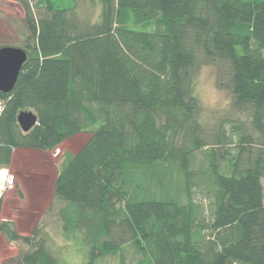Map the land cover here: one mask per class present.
Returning <instances> with one entry per match:
<instances>
[{
	"label": "trees",
	"instance_id": "trees-1",
	"mask_svg": "<svg viewBox=\"0 0 264 264\" xmlns=\"http://www.w3.org/2000/svg\"><path fill=\"white\" fill-rule=\"evenodd\" d=\"M17 1L27 57L14 87L0 91V167L14 149H53L93 127L53 184L61 214H75L69 226L87 230V264L125 244L137 264H264V0H93L94 22L79 17L77 0H32L35 12ZM199 52L227 63L232 105L249 110L250 133L204 131ZM22 109L37 115L28 132L17 123ZM198 150L206 167L194 170ZM129 166L151 167L165 195L141 198ZM201 177L208 217L192 196ZM0 232L29 246L17 264H57L37 229L21 236L0 219Z\"/></svg>",
	"mask_w": 264,
	"mask_h": 264
},
{
	"label": "rangeland",
	"instance_id": "rangeland-1",
	"mask_svg": "<svg viewBox=\"0 0 264 264\" xmlns=\"http://www.w3.org/2000/svg\"><path fill=\"white\" fill-rule=\"evenodd\" d=\"M53 2L62 7H69L73 3L72 0ZM30 3L35 12L34 1L31 0ZM76 10L79 17L94 22L100 8L93 0H77ZM26 35L22 5L17 0H0V44L22 46ZM262 55L264 56V49ZM197 61L194 94L199 102V120L204 131L214 133L220 126L233 140L237 139L234 125L250 133L249 110L236 109L232 105V94L227 87V63L222 60L208 61L201 52L198 53ZM92 128L65 139L57 148L14 149L11 163L0 167V170H4L0 173V219L11 221L21 236H31L37 229L36 239L43 238L44 245L56 257L57 264H87L89 260L91 246L90 240L86 239L87 230L84 227L69 226V219L75 218V214L71 216V209L61 214L65 202L54 195L53 184L63 160L79 150L91 134ZM208 140L211 142L210 138ZM191 167L194 170L205 169L203 150L195 152ZM151 171L152 168L148 166H129L126 169L127 175L137 179L141 198H160L167 190L150 179ZM9 176L12 177L11 180L6 182L5 179ZM146 178L150 180L144 181ZM175 178L173 176L172 180H176ZM194 182L192 196L201 213L208 217L211 201L205 178H195ZM262 183L264 185V179ZM178 185V180L171 184L175 190ZM27 249V244L20 240H8L0 232V264H17L19 252ZM139 257L130 245L125 244L114 254L95 257L92 264H137Z\"/></svg>",
	"mask_w": 264,
	"mask_h": 264
},
{
	"label": "water",
	"instance_id": "water-1",
	"mask_svg": "<svg viewBox=\"0 0 264 264\" xmlns=\"http://www.w3.org/2000/svg\"><path fill=\"white\" fill-rule=\"evenodd\" d=\"M26 57V51L22 47L0 46V91L8 92L14 87ZM16 119L23 132H28L37 123V115L30 109L20 110Z\"/></svg>",
	"mask_w": 264,
	"mask_h": 264
},
{
	"label": "built area",
	"instance_id": "built-area-1",
	"mask_svg": "<svg viewBox=\"0 0 264 264\" xmlns=\"http://www.w3.org/2000/svg\"><path fill=\"white\" fill-rule=\"evenodd\" d=\"M11 178H12L11 176H9V178L6 177L5 181L8 182L9 180H11ZM2 184H3V183H2Z\"/></svg>",
	"mask_w": 264,
	"mask_h": 264
}]
</instances>
